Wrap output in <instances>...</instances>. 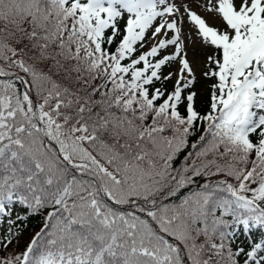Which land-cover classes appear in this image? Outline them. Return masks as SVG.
Returning a JSON list of instances; mask_svg holds the SVG:
<instances>
[{
    "label": "snow or ice",
    "instance_id": "1",
    "mask_svg": "<svg viewBox=\"0 0 264 264\" xmlns=\"http://www.w3.org/2000/svg\"><path fill=\"white\" fill-rule=\"evenodd\" d=\"M0 264H264V0H0Z\"/></svg>",
    "mask_w": 264,
    "mask_h": 264
},
{
    "label": "trees",
    "instance_id": "2",
    "mask_svg": "<svg viewBox=\"0 0 264 264\" xmlns=\"http://www.w3.org/2000/svg\"><path fill=\"white\" fill-rule=\"evenodd\" d=\"M174 81L175 80L173 79L172 81L168 82L169 88H171ZM208 82L210 86L213 83V81L209 79ZM210 90L211 89L209 87V89L206 90L205 93L200 98L197 99L196 97L195 106L197 110L203 112L207 109L209 104ZM42 222H43L42 217H31L24 222L23 227L21 228V235L19 237V246L17 250H22L26 246V244L30 241V239L35 234V232L39 231L40 227L42 226ZM257 235H259V233H257Z\"/></svg>",
    "mask_w": 264,
    "mask_h": 264
},
{
    "label": "rangeland",
    "instance_id": "3",
    "mask_svg": "<svg viewBox=\"0 0 264 264\" xmlns=\"http://www.w3.org/2000/svg\"><path fill=\"white\" fill-rule=\"evenodd\" d=\"M177 2H180V0H177ZM194 7V10H196L200 15L204 16L205 18H208V14L204 13L201 9L196 8L195 5H192ZM210 23H218V21H211ZM189 25L185 23L184 30L185 32L188 31ZM208 50L201 49L199 46H194L189 48V56L191 57L193 54H195L197 58V65H196V83H195V92L197 93V99L200 98L207 89V79L203 77L202 72L204 71V58L207 54ZM177 65L173 64L169 67L170 71H175L177 69Z\"/></svg>",
    "mask_w": 264,
    "mask_h": 264
}]
</instances>
